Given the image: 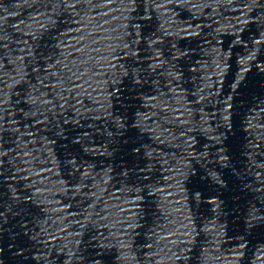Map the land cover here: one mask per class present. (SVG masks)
Segmentation results:
<instances>
[{"label": "water", "instance_id": "95a60500", "mask_svg": "<svg viewBox=\"0 0 264 264\" xmlns=\"http://www.w3.org/2000/svg\"><path fill=\"white\" fill-rule=\"evenodd\" d=\"M264 0H0V264H253Z\"/></svg>", "mask_w": 264, "mask_h": 264}]
</instances>
